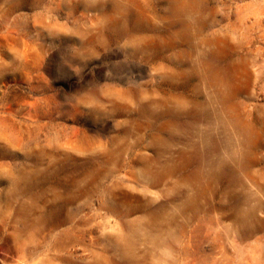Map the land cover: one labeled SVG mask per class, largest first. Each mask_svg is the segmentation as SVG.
<instances>
[{"label":"rangeland","instance_id":"374dc122","mask_svg":"<svg viewBox=\"0 0 264 264\" xmlns=\"http://www.w3.org/2000/svg\"><path fill=\"white\" fill-rule=\"evenodd\" d=\"M0 264H264V0H0Z\"/></svg>","mask_w":264,"mask_h":264}]
</instances>
